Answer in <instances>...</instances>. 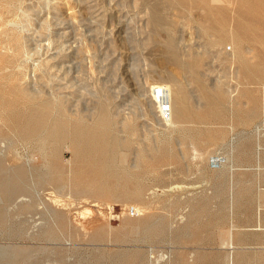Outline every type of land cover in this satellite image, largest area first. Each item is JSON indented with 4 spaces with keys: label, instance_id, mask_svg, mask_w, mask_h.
Segmentation results:
<instances>
[{
    "label": "rangeland",
    "instance_id": "rangeland-1",
    "mask_svg": "<svg viewBox=\"0 0 264 264\" xmlns=\"http://www.w3.org/2000/svg\"><path fill=\"white\" fill-rule=\"evenodd\" d=\"M0 89V264H264V0H0Z\"/></svg>",
    "mask_w": 264,
    "mask_h": 264
},
{
    "label": "bare ground",
    "instance_id": "bare-ground-1",
    "mask_svg": "<svg viewBox=\"0 0 264 264\" xmlns=\"http://www.w3.org/2000/svg\"><path fill=\"white\" fill-rule=\"evenodd\" d=\"M250 1H251V0H250ZM246 6H247V5H246ZM153 11H154V10H153ZM18 27H19V25H18ZM22 28H23V27H22ZM6 53H7V52H6ZM17 56H18V55H17ZM15 57H16V56H15ZM20 66H22V65H20ZM12 69L14 70L13 66H12ZM12 69H11V70H12ZM23 69H24V68H23ZM23 69H22V70H23ZM4 70H5V69H4ZM7 71H8V70H7ZM7 71H6V72H7ZM15 71H16V70H15ZM15 73H16V72H15ZM17 73H18V72H17ZM5 74H6V73H5ZM10 75H11V74H10ZM12 75H13V74H12ZM21 76H22V75H21ZM19 77H20V76H19ZM22 77H23V76H22ZM10 78H13V77H10ZM4 79H5V78H4ZM32 79H33V78H32ZM1 80H2V79H1ZM11 80H12V79H11ZM16 80H17V78H16ZM33 80H34V79H33ZM33 80H32V81H33ZM6 81H7V80H6ZM9 83H10V82H9ZM7 84H8V83H7ZM5 85H6V84H5ZM32 85H33V84H32ZM34 86H35V85H34ZM2 88H3V87H2ZM6 88H7V87H6ZM13 88H14V87H13ZM22 89H23V88H22ZM30 89H31V88H30ZM36 89H37V88H36ZM0 90H1V89H0ZM2 90H3V89H2ZM17 90H18V88H17ZM14 91H16V89H14ZM20 91H21V87H20ZM6 92H7V91H6ZM31 92H32V91H31ZM42 92H43V91H42ZM15 93H16V92H15ZM15 93H14V94H15ZM18 93H20V92H18ZM21 93H22V92H21ZM8 94H9V93H8ZM51 94H53V92H52ZM15 95H17V93H16ZM22 95H24V94H22ZM33 95H34V94H33ZM5 96H6V95H5ZM18 96H19V98H20L21 95L19 94ZM18 96H16V98H17ZM58 96H59V95H58ZM12 97H13V95H12ZM22 97H23V96H22ZM54 97H55V96H54ZM24 98H25V97H24ZM27 98H28V97H27ZM12 99H13V98H12ZM14 99H15V98H14ZM14 99H13V100H14ZM36 99H37V98H36ZM42 99L45 100L44 98H42ZM16 100H18V99H16ZM20 100L22 101L23 99H20ZM43 100H42V101H43ZM51 100H53V99H51ZM56 100H58V99H56ZM1 101H2V100H1ZM11 101H12V100H11ZM14 101H15V100H14ZM54 101H55V100H54ZM9 102H10V101H9ZM15 102H16V101H15ZM24 102H26V101H24ZM36 102H37V101H36ZM36 102H33V103H36ZM26 103H27V102H26ZM31 103H32V102H31ZM37 103H38V102H37ZM24 104H25V103H24ZM46 104H47V103H46ZM31 105H32V104H31ZM43 105H45V104H43ZM58 105H59V104H58ZM177 105H178V104H177ZM15 106H17V105L15 104ZM15 106H13V108H14ZM26 106H27V105H26ZM38 106H39V104H38ZM175 106H176V105H175ZM178 106H179V105H178ZM4 107H5V106H4ZM4 107H3V108H4ZM11 107H12V106H11ZM18 107H19V106H18ZM22 107H23V106H22ZM33 107H34V106H33ZM43 107H44V106H43ZM59 107H60V106H59ZM61 107H62V106H61ZM5 108H6V107H5ZM37 108H38V107H37ZM182 108H183V107H182ZM198 108H199V107H198ZM9 109H10V108H9ZM32 109H33V108H32ZM56 109H58V108H56ZM59 109H61V108H59ZM59 109H58V110H59ZM183 109H184V108H183ZM5 110H6V109H5ZM5 110H3V111H5ZM7 110H8V109H7ZM23 110H25V109H23ZM40 110H41V109H40ZM40 110H39V112L42 111V110H41V111H40ZM12 111H13V110H12ZM43 111H44V110H43ZM59 111H60V110H59ZM62 111H63V110H62ZM179 111H180V110H179ZM181 111H183V110L181 109ZM22 112H23V111H22ZM29 112H30V111H29ZM37 112H38V111H37ZM35 113H36V112H35ZM54 113H55V112H54ZM58 113H59V112H58ZM4 114H5V113H4ZM23 114H24V113H23ZM48 114H49V113H48ZM52 115H53V114H52ZM57 115H58V114H57ZM0 116H1V115H0ZM33 116H35V115H33ZM39 116H41V115H39ZM55 116H56V115H55ZM8 117H9V116H8ZM59 117L61 118V116H59ZM5 118H6V117H5ZM34 118H35V117H34ZM36 118H37V117H36ZM42 118H43V117H42ZM55 118H56V117H55ZM63 118H64V117H63ZM102 118H103V117H102ZM24 119H25V118H24ZM40 119H41V118H40ZM52 119H53V118H52ZM56 119H57V118H56ZM73 120H74V119H73ZM6 121H7V120H6ZM27 121H28V120H27ZM31 121H32V119H31ZM37 121H38V120H37ZM37 121H36V124H37ZM46 121H47V120H46ZM46 121H45V122H46ZM49 121H51V120H49ZM59 121H60V119H59ZM69 121H70V120H69ZM81 121H82V120H81ZM97 121L99 122V125H100V121H99V119H97ZM103 121L105 122V120H103ZM3 122H4V121H3ZM34 122H35V120H34ZM45 122H43V123H45ZM60 122H61V121H60ZM11 123H12V121H11ZM23 123H24V122H23ZM30 123H31V122H30ZM43 123H42V124H43ZM49 123H50V122H49ZM56 123H57V122H56ZM68 123H69V122H68ZM75 123H76V122H75ZM83 123H84V122H83ZM34 124H35V123H34ZM16 125H17V124H16ZM27 125H28V123H27ZM32 125H33V124H32ZM51 125H52V124H51ZM54 125H55V124H54ZM57 125H58V124H57ZM70 125H71V124H70ZM72 125H73V124H72ZM89 125H90V124H89ZM89 125H88V126H89ZM35 126H36V125H35ZM37 126H38V124H37ZM40 126H41V125H40ZM45 126L48 127L47 125H45ZM60 126H61V124H60ZM83 126H84V125H83ZM88 126H87V127H88ZM92 126H94V125L92 124ZM95 126H97V125H95ZM100 126H101V125H100ZM102 126H103V125H102ZM105 126H106V125H105ZM21 127H22V126H21ZM23 127H24V125H23ZM33 127H34V126H33ZM33 127H32V128H33ZM38 127H39V126H38ZM38 127H37V128H38ZM49 127H50V126H49ZM58 127H59V126H58ZM69 127H70V126H69ZM72 127H74V126H72ZM103 127H104V126H103ZM9 128H11V127H9ZM42 128H43V127H42ZM52 128H54V127H52ZM52 128H51V129H52ZM43 129H44V128H43ZM43 129H42V130H43ZM78 129L80 130V128H78ZM102 129H103V128H102ZM102 129H101V130H102ZM10 130L12 131V129H10ZM38 130H39V129H38ZM61 130H63V128H62ZM68 130H69V128H68ZM68 130L66 129L65 131H68ZM85 130H87V129H85ZM101 130H99V131H101ZM103 130H104V129H103ZM26 131H27V130H26ZM34 131H35V129H34ZM52 131H53V130H52ZM55 131H56V130H55ZM58 131H60V130H58ZM65 131H64V132H65ZM14 132H15V131H14ZM24 132H25V131H24ZM27 132H28V131H27ZM48 132H49V131H48ZM79 132H80V131H79ZM81 132H82V131H81ZM83 132H84V130H83ZM85 132H86V131H85ZM87 132H88V131H87ZM30 133H32V132H30ZM50 133H51V132H50ZM92 133H93V132H92ZM100 133H101V132H100ZM102 133H104V131H102ZM102 133H101V134H102ZM20 134H21V133H20ZM41 134H42V133H41ZM71 134H72V133H71ZM80 134H81V133H80ZM97 134H98V133H96V135H97ZM104 134H105V133H104ZM104 134H103V135H104ZM23 135H24V134H23ZM59 135H60V133H59ZM65 135H66V134H65ZM73 135H75V134H73ZM78 135H79V134H78ZM83 135H84V134H83ZM89 135H91V134H89ZM93 135H95V134H93ZM16 136H17V135H16ZM18 136H19V135H18ZM21 136H22V134H21ZM26 136H27V135H26ZM29 136H31V135H29ZM34 136H35V135H34ZM57 136H58V135H57ZM67 136H68V135H67ZM67 136L65 137V139H67ZM97 136H98V135H97ZM97 136H95V137H97ZM99 136H102V135H99ZM106 136H107V135H106ZM48 137H49V136H48ZM52 137H53V136H52ZM62 137H63V136H62ZM62 137H61V138H62ZM73 137H74V136H73ZM82 137H83V136H82ZM88 137H89V136H88ZM36 138H37V136H36ZM57 138H58V137H57ZM61 138H60V139H61ZM84 138H85V137H84ZM84 138H83V139H84ZM91 138H92V137H91ZM93 138H94V137H93ZM93 138H92V139H93ZM98 138H99V137H98ZM105 138H106V137H105ZM30 139H31V138H30ZM38 139H39V138H38ZM78 139H79V138H78ZM89 139H90V138H89ZM92 139H90V140H92ZM100 139H101V138H99L98 140H100ZM10 140H11V139H10ZM61 140H62V139H61ZM31 141H34V140H31ZM59 141H60V140H59ZM79 141H80V140H79ZM79 141H78V142H79ZM81 141H82V140H81ZM102 141H105V140L103 139ZM106 141H107V139H106ZM0 142H1V141H0ZM26 142H27V141H26ZM29 142H30V141H29ZM108 142H109V141H108ZM20 143H21V142H20ZM33 143H34V142H33ZM33 143H31V144H33ZM81 143H82V142H81ZM81 143H80V145H81ZM91 143H92V142H91ZM94 143H95V142H94ZM99 143H100V142H99ZM109 143H110V142H109ZM28 144H29V143H28ZM83 144H84V143H83ZM86 144H87V143H86ZM97 144H98V142H97ZM103 144H104V143H103ZM103 144H101V145H103ZM105 144H106V142H105ZM22 145H23V144H22ZM74 145H75V144H74ZM3 146H5V145H3ZM7 146H9V145H7ZM11 146H12V145H11ZM15 146H16V145H15ZM17 146H18V145H17ZM90 146H93V145H90ZM96 146H97V145H96ZM96 146H95V147H96ZM107 146H108V145H107ZM114 146H115V145H114ZM0 147H1V146H0ZM64 147H65V146H64ZM76 147H77V145H76ZM76 147H75V148H76ZM101 147H102V146H101ZM105 147H106V146H105ZM1 148H2V147H1ZM5 148H6V147H4L3 150H5ZM8 148H9V147H8ZM13 148H16V147L13 146ZM33 148H34V146H33ZM67 148H68V147H67ZM70 148H71V147H70ZM78 148H79V145H78ZM81 148H82V147L80 146V149H81ZM30 149H31V148H30ZM96 149H97V148H96ZM103 149H105V148H103ZM106 149H107V148H106ZM106 149H105V150H106ZM26 150H27V149H26ZM75 150H76V149H75ZM82 150H85V151H86V149H82ZM17 151H18V150H17ZM31 151H32V150H31ZM71 151H72V150H71ZM80 151H81V150H80ZM80 151H79V152H80ZM25 152H26V151H25ZM63 152H64V151H63ZM108 152H109V151H108ZM9 153H10V152H9ZM31 153H32V152H31ZM31 153H30V154H31ZM48 153H49V152H48ZM72 153H74V152H72ZM104 153H105V152H104ZM2 154H3V153H2ZM14 154H15V152H14ZM25 154H26V153H25ZM32 154H33V153H32ZM74 154H75V153H74ZM74 154H73V155H74ZM78 154H79V153H78ZM78 154H77V155L75 154V155L78 156ZM96 154H97V153H96ZM100 154H101V153H100ZM105 154H106V153H105ZM23 156H25V155H23ZM33 156H34V155H33ZM54 157H55V156H54ZM1 158H2V157H1ZM56 158H57V157H56ZM61 158H62V157H61ZM74 158H75V156H74ZM28 159H29V158H28ZM34 159H35V158H34ZM57 159H58V158H57ZM102 159H103V158H102ZM29 160H30V159H29ZM61 160H62V159H61ZM63 160H64V159H63ZM72 160H73V159H72ZM103 160H105V158H104ZM32 161H33V159H32ZM68 163H70V162H68ZM28 165H29V164H28ZM34 169H35V168H34ZM40 171H41V169H40ZM35 172H36V171H35ZM52 172H53V170H52ZM33 173H34V172H33ZM30 175H31V172H30ZM38 175H39V174H38ZM39 176H40V175H39ZM7 178H9V177H7ZM11 178H12V177H11ZM28 178H30V177H28ZM37 178H38V177H37ZM32 179H33V178H32ZM39 179H40V178H39ZM39 179H38V180H39ZM47 179H48V177H47ZM52 179H53V178H52ZM28 180H29V179H28ZM34 180H35V179H34ZM49 180L51 181V179H49ZM2 181H4V180H2ZM10 181H11V179H10ZM40 181H41V180H40ZM11 182L13 183V180H12ZM11 182H10V183H11ZM34 183H35V182H34ZM40 183H41V182H40ZM1 184H2V183H1ZM16 184H17V183H16ZM26 184H27V183H26ZM31 184H32V183H31ZM50 184H52V183H50ZM6 185L8 186L9 184L6 183ZM13 185H14V183H13ZM11 186H12V185H11ZM29 186H30V185H29ZM13 187H14V186H13ZM17 187H18V186H17ZM35 187H36V186H35ZM44 187H45V186H44ZM0 189H1V188H0ZM8 189H9V188H8ZM12 189H13V188H12ZM15 189H17V188H15ZM4 190H5V189H4ZM13 190H14V189H13ZM29 190H30V189H29ZM6 191H7V190H6ZM24 191H25V190H24ZM0 192H3V191H0ZM8 192H9V191H8ZM17 192H18V191H17ZM5 193H6V192H5ZM8 194H9V193H8ZM8 194H6V195H8ZM2 195H3V194H2ZM9 196H11V194H10ZM15 196H16V195H15ZM16 198H17V197H16ZM3 199H5V198H3ZM15 200H16V199H15ZM9 201H10V200H8L7 202H9ZM0 204H1V203H0ZM0 208H1V207H0ZM4 208H5V206H4ZM1 211H2V210H1ZM3 211H4V210H3ZM231 238H232V236H231ZM231 242H232V241H231ZM221 244H223V243H221ZM228 244H229V243H228ZM231 244H232V243H231ZM228 246H229V245H228ZM231 246H232V245H231ZM229 250H230V248H229ZM229 250H228V252H229ZM233 251H234V250H233ZM234 253H235V252H234ZM229 254H230V253H229ZM231 255H232V254H231ZM229 258H230V256H229ZM227 259H228V258H227ZM227 262H228V261H227ZM230 262H231V261H229L228 264H230Z\"/></svg>",
    "mask_w": 264,
    "mask_h": 264
}]
</instances>
